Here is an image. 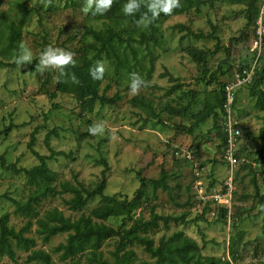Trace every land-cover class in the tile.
I'll return each instance as SVG.
<instances>
[{
  "label": "rangeland",
  "instance_id": "1",
  "mask_svg": "<svg viewBox=\"0 0 264 264\" xmlns=\"http://www.w3.org/2000/svg\"><path fill=\"white\" fill-rule=\"evenodd\" d=\"M202 1L199 13L191 11L163 22L162 45L155 49L153 63L147 56L142 61L143 68L135 67L139 74H143L144 68L152 67L148 85L132 94L126 88L127 77L120 81L109 75L103 83L109 84L106 94L112 96L118 92L120 100L113 105L96 104L91 113L80 114L73 96L63 93H57L53 99L48 96L55 89L56 71L40 73L35 64L40 51L49 45L78 54L84 26L90 21L82 10L85 0H52V3L50 0H0L2 15L15 17L20 4L30 10L20 46L26 45L33 53L31 66L15 63L0 67V154L4 155L6 163H14L18 168L37 163L27 147L35 130L34 149L42 155H50L51 150L55 153L48 164L57 172L58 182L80 181L93 186L105 171V193L126 198H131L139 186V175L156 178L164 169L169 173V190L158 188L156 198L144 201L134 213V218L148 219L149 205L154 204L157 214L171 216L167 223L159 220L158 226L149 231L154 243L161 236L182 229L198 243L201 253L229 257L228 239L234 235V264H264V201L258 203L250 182L251 176L256 175L260 193L264 195V173H261L264 162L258 155L264 141L261 133L264 122L263 111L254 106L248 86L238 88L234 109L241 129L236 142L237 152L243 160L233 174L231 215L232 219L238 217L242 221L233 228L231 219L225 223L215 221L210 212L204 219L187 224L173 220V216L183 213H186L185 220H191L200 213L202 206L193 205L192 201L195 169L202 166L198 180L208 195L223 189L229 170L222 160L223 148L217 147L213 118L208 117L189 133V111L177 115L172 108L185 105L195 92L197 102L191 110L200 109L205 91L217 87L215 82L206 83L211 79V73L215 71L220 81L229 82L240 67L251 65L256 57L252 50L254 27L247 26L243 5L227 0ZM188 28L211 36L194 38L186 35ZM190 45L210 49L213 54L203 64L195 63L184 50ZM15 53L1 54L0 59L12 63ZM221 70H227L226 75ZM136 96L148 101L151 109L147 111L146 107L134 102ZM95 123L103 125L104 133L83 135L89 125ZM9 124L11 128L5 132ZM176 150H181L180 154L188 151L190 159L176 156ZM248 164L253 172L248 169ZM31 190L23 174L0 166V195L6 193L14 199L25 200ZM69 197L67 193L48 197L37 209L42 214L56 207L66 216L77 217L80 212L70 210L64 203V198ZM13 210L12 202L0 199V215L8 212L10 223L19 227L28 218ZM83 211L88 212L87 209ZM32 221L29 235L35 238V248L50 252L56 264H63L65 261H61L53 248L64 241L66 234L44 241L35 232L37 225L34 219ZM114 243L115 239H109L102 246L105 256H109ZM132 248L138 259L151 260L141 246L133 245ZM26 255V252L18 251L15 260L4 257L0 264H30L25 260Z\"/></svg>",
  "mask_w": 264,
  "mask_h": 264
},
{
  "label": "trees",
  "instance_id": "2",
  "mask_svg": "<svg viewBox=\"0 0 264 264\" xmlns=\"http://www.w3.org/2000/svg\"><path fill=\"white\" fill-rule=\"evenodd\" d=\"M227 1L243 5L246 24L254 27L256 37L255 19L262 0ZM124 2L125 0H113L111 8L102 15L87 13L88 20L91 22L89 21L84 26L78 54L73 57L75 64L65 67L66 74L63 77L59 76L56 71L55 89L48 93L51 99L57 93L73 96L78 102L80 114L91 113L96 104H116L121 95L115 92L114 95L107 96L109 84L103 85L109 75L117 77L120 81L122 77L129 79L131 73H137L135 67H142V61L147 56L152 64L155 59V49L162 45L163 22L170 17L188 14L191 11L199 13L203 4L202 0H180L181 6L174 9L171 14L162 13L156 20L145 25L142 23L143 13L146 11L143 4L135 14L126 16L121 10ZM17 7L20 8V11L14 14L15 17L13 18L8 14H0V55L11 54L13 51L17 52L20 47L22 29L30 10L23 4L17 5ZM187 30L186 35L194 38L211 36L195 33L190 28ZM184 50L191 60L198 64H203L213 54L210 49H202L193 45L185 47ZM98 60L104 63L105 71L102 79L94 80L89 75V68L94 66ZM14 64V61L10 63L0 59V67ZM31 64L26 65L31 66ZM151 70L152 67L144 68L143 74L137 73L146 81V85H148L147 79L151 76ZM221 73L226 75L227 70H221ZM72 74L75 75L78 82H73ZM215 74V71L211 73V79L206 83L215 82L217 87L205 91L206 94L200 101L202 105L200 109L191 110L197 102L195 96H198L193 92L190 101L183 106L179 105V108H172V111L177 115H183L189 111L191 118V123L187 129L189 133H193L194 129L205 119L212 117L217 130V147L224 149L226 132L223 128L225 116L223 103L225 101L224 86L227 82L220 81ZM171 79L174 78L171 77ZM246 86H248V92L254 101V106L259 111H263L262 119L264 122V40L252 80ZM237 101L236 92L233 109H235ZM134 102L146 107L145 110L147 111L151 109V104L140 96H136ZM10 128L11 124L6 126L4 131L6 132ZM35 133V130L31 133L27 147L37 159V163L29 167L18 168L14 163H6L4 155L0 154V166L11 169L17 174H23L26 184L32 189L25 200L14 199L6 193L0 195V199L4 198L13 203L15 214H21L28 218L21 226L16 227L10 223L8 212L0 215V261L4 257L15 260L17 252L22 251L27 253L25 258L27 263L56 264L50 252L42 248H35V238L29 235L34 219L37 225L35 232L44 241L58 234H66L64 241L53 248V251L59 254L61 261H65L63 264H234L236 260V256L232 252L233 245L236 243L234 235L229 236L228 239L229 257L205 255L201 253L198 243L182 229L173 231L168 236L163 235L157 243H154L148 234L149 231L158 226L159 220L167 223L168 219L171 218V216L163 217L157 214L154 204L149 205L148 219L134 218L135 211L144 201L156 198L158 188L162 191L169 190L167 184L169 173L166 170L161 169L156 178H146L139 175L138 172L140 184L134 190L131 198L105 193V171L102 172L100 181L93 186L84 185L80 181L76 183L58 182L57 172L52 170L48 164V160L52 159L55 153L51 150L50 155H42L35 150L33 147ZM261 133L264 138V125L261 127ZM83 135H89L88 131ZM46 140H48V135ZM46 143L48 145V142ZM179 151L176 150L175 155L187 159L185 156H181ZM61 153L58 152V154ZM235 155L240 157L237 146ZM258 155L259 159L264 162V141L258 150ZM201 167L199 166L198 169ZM247 167L250 172H253L249 164ZM261 173H264V166L261 168ZM250 182L254 197L257 198L258 203H262L264 195L260 193L256 175L251 176ZM225 189L226 186L224 185L219 192L222 193ZM193 192V205L202 206L199 215L191 220H185L186 213H183L179 216H173L175 222L181 224L196 222L199 219H204L210 212L212 216H215V221L225 223L231 219V226L233 228L238 227L242 219H237L238 217L232 219L231 200L233 196H231L229 207H226L210 196L200 200L196 192L194 190ZM63 193L70 195L69 198H64L66 206L72 211L80 212L77 217L66 216L56 207L48 209L42 214L39 213L37 206L42 200L48 197L61 196ZM205 195L208 194L205 193ZM94 201L95 203L89 206ZM84 209H87L88 212H84ZM109 239H115L114 248L109 251V256H105L102 246ZM133 245L141 246L143 252L148 254L151 260L138 259L135 250L132 248Z\"/></svg>",
  "mask_w": 264,
  "mask_h": 264
},
{
  "label": "clouds",
  "instance_id": "3",
  "mask_svg": "<svg viewBox=\"0 0 264 264\" xmlns=\"http://www.w3.org/2000/svg\"><path fill=\"white\" fill-rule=\"evenodd\" d=\"M112 4L113 0H85L82 10L85 13L102 15L111 8ZM142 4L146 8L142 21L145 25L156 20L162 13L171 14L174 9L181 6L180 0H125L121 10L126 16H131L141 8ZM73 57V52L49 45L44 47L36 57L35 67L40 73L55 70L59 76L63 77L66 74L65 67L75 64ZM13 60L20 66L30 64L33 61V53L26 45H21L14 54ZM104 71V63L98 60L94 66L89 68V75L94 80L102 79ZM71 78L73 82H78L74 74ZM144 86H146V81L139 74H130L128 89L132 94H136ZM87 131L93 136L102 135L104 127L101 123H95L89 125Z\"/></svg>",
  "mask_w": 264,
  "mask_h": 264
},
{
  "label": "built area",
  "instance_id": "4",
  "mask_svg": "<svg viewBox=\"0 0 264 264\" xmlns=\"http://www.w3.org/2000/svg\"><path fill=\"white\" fill-rule=\"evenodd\" d=\"M255 40L252 47V50L255 51V61L247 66L246 68H241L234 73V76L231 81L227 82L224 86L225 88V101L223 103V108L225 112L223 128L226 132V145L222 152V159L227 165V170H229L227 180L225 181L226 189L224 192H217L211 195H205V192L202 190L201 182L198 180L201 175V169H195V184H193V190L196 192L197 197L200 200H204L207 196H210L218 203L223 204L226 207H229L230 199L233 193V174L234 170L238 163L243 159L235 155L236 142L241 133L239 127V121L235 117L233 102L234 96L238 88L248 85L253 77L254 70L256 68L258 56L261 53V48L264 40V0L261 1L259 12L255 19ZM181 151V150H180ZM179 153V152H178ZM180 154V153H179ZM181 156H185L187 159H190L189 152L184 151Z\"/></svg>",
  "mask_w": 264,
  "mask_h": 264
}]
</instances>
